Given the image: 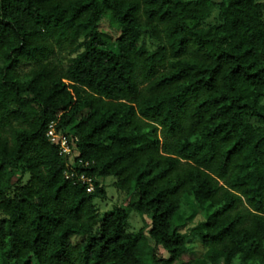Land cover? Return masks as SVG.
Segmentation results:
<instances>
[{
    "label": "trees",
    "instance_id": "trees-1",
    "mask_svg": "<svg viewBox=\"0 0 264 264\" xmlns=\"http://www.w3.org/2000/svg\"><path fill=\"white\" fill-rule=\"evenodd\" d=\"M177 262L264 264V0H0V264Z\"/></svg>",
    "mask_w": 264,
    "mask_h": 264
},
{
    "label": "rangeland",
    "instance_id": "rangeland-1",
    "mask_svg": "<svg viewBox=\"0 0 264 264\" xmlns=\"http://www.w3.org/2000/svg\"><path fill=\"white\" fill-rule=\"evenodd\" d=\"M214 1L219 2L220 0H214ZM99 28L109 41H114L121 33V28L116 25H113L110 22V20L106 17H103L100 19ZM148 45L150 47H155V45L149 40H148ZM75 54L76 53L74 54L70 53V51L68 50L56 48L54 53L52 54V59L55 62L60 63L62 66H67L70 62L71 57L74 56ZM31 69H32L31 63L22 64V66L19 69L21 77L23 79H27ZM73 169L75 171V167ZM115 181H116V178L114 176H109L103 180L106 186V196L95 200V204L101 216L105 212L113 211L116 205H124L128 200L127 192L124 189L117 187L115 185ZM203 218H204L203 215L200 213L196 217L193 218V220L191 221L189 225H194ZM146 224H147L146 217H144L143 215L135 211L131 212L129 216V221H128L129 230L137 231L141 227L145 226ZM183 230L185 231L187 230V228ZM189 247H190L189 251L185 253L182 258L183 261H188V260L197 258L201 256L205 251V247L202 244V242L198 238H195V237L190 239ZM159 250L161 253L168 256V253L162 246L159 247ZM177 264H180V262H177Z\"/></svg>",
    "mask_w": 264,
    "mask_h": 264
},
{
    "label": "built area",
    "instance_id": "built-area-1",
    "mask_svg": "<svg viewBox=\"0 0 264 264\" xmlns=\"http://www.w3.org/2000/svg\"><path fill=\"white\" fill-rule=\"evenodd\" d=\"M48 136L51 139V141L55 142L56 144H58V146L61 149V153L65 154V155H73V145L71 142L70 137L61 131H58L55 123H51L49 126V130H48ZM73 150V151H72ZM74 167H71V171H67V177H73L75 175V171L73 169ZM79 180L83 181V182H89V186H88V190L91 191L93 190V184L91 183V179L87 176H85L84 174L79 176Z\"/></svg>",
    "mask_w": 264,
    "mask_h": 264
}]
</instances>
